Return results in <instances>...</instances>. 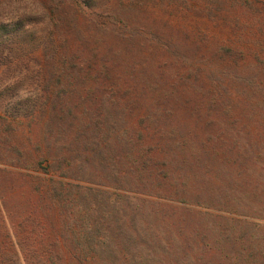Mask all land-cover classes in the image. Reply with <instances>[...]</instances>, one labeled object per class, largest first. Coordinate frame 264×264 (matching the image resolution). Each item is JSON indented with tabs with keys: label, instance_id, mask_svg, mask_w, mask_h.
Here are the masks:
<instances>
[{
	"label": "trees",
	"instance_id": "obj_1",
	"mask_svg": "<svg viewBox=\"0 0 264 264\" xmlns=\"http://www.w3.org/2000/svg\"><path fill=\"white\" fill-rule=\"evenodd\" d=\"M179 1L0 0V112L4 120L49 115L61 125L84 108L90 121L77 133L85 141L83 162L95 164L91 152L101 134L100 165L110 171L100 184L114 190L116 216L127 204L134 235L153 233L151 222L175 216L184 222L191 215L203 252L216 251L222 262L252 264L253 252L236 254L218 239L264 228L254 223L264 221V144L243 140L264 123H242L256 121L257 114L239 113L226 86L215 93L206 89L201 68L162 39L163 30L179 20L177 13L166 17L163 8L178 9ZM183 35L191 38L186 30ZM232 53L221 49L222 57ZM166 55L174 59L170 66L158 65ZM166 67L188 72L168 74ZM197 129L207 135L201 142ZM59 163L55 170L63 167ZM168 187L169 195L163 191ZM64 189L65 183L56 188L61 201ZM100 192L96 199L106 212ZM139 220L147 226L140 228ZM223 223L233 228L216 227ZM100 229L89 232L91 245Z\"/></svg>",
	"mask_w": 264,
	"mask_h": 264
},
{
	"label": "rangeland",
	"instance_id": "obj_2",
	"mask_svg": "<svg viewBox=\"0 0 264 264\" xmlns=\"http://www.w3.org/2000/svg\"><path fill=\"white\" fill-rule=\"evenodd\" d=\"M178 6L163 8L166 17L177 13L179 20L163 30L162 39L174 43L189 62L201 68L208 82L206 89L215 93L226 86L236 96L233 105L239 113L257 114L256 121L245 118L242 123H264V0H180ZM185 30L190 39L183 35ZM222 48L233 53L222 57ZM173 60L170 55L162 56L158 65ZM165 70L168 74L188 72L177 67ZM85 112L75 109L78 118L61 125L48 119L49 115L4 120L0 112V264H233L222 262L216 251H202L194 231L198 220L191 215L184 222L176 216L151 222L153 233L134 235L127 204H123L121 218L116 216L114 190L100 184L107 182L105 173L110 171H103L100 165L101 134L91 152L95 164L83 162L85 141L77 133L90 121ZM191 125L196 129L195 122ZM197 131L196 141L201 142L207 135ZM247 133L243 138L247 144H264V128ZM147 144L153 143L148 140ZM59 161H64L63 167L55 170ZM50 165L49 172L43 170ZM62 172H70L72 177H64ZM62 183L63 201L56 197V188L60 190ZM100 191H104L101 205L106 212L96 199ZM163 191L169 195L173 189ZM166 207L171 213L179 209ZM119 223L124 230H119ZM138 223L140 228L147 226V221ZM254 223L264 225L262 220ZM95 226L101 229L91 245L89 232ZM216 227L233 228L226 223ZM241 236L239 232L218 240L236 254L247 257L253 252L256 259L251 263L264 264V228L255 235ZM92 250L96 254L89 252Z\"/></svg>",
	"mask_w": 264,
	"mask_h": 264
}]
</instances>
